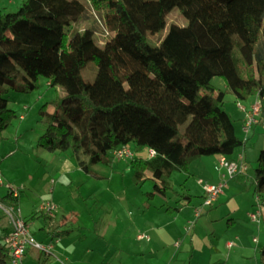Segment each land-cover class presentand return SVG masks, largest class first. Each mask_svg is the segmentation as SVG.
Masks as SVG:
<instances>
[{"label":"trees","instance_id":"1","mask_svg":"<svg viewBox=\"0 0 264 264\" xmlns=\"http://www.w3.org/2000/svg\"><path fill=\"white\" fill-rule=\"evenodd\" d=\"M175 7L186 25L170 24L151 45L148 34L164 31ZM89 9L79 0H22L17 13L1 17L0 132L16 116L6 95L32 92L44 77L64 95L52 112L40 107L46 129L37 147L70 150L84 172L122 145L153 148L156 156L129 160L135 184L151 174L147 202L173 190L175 172L242 145L223 108L225 91L211 80L222 78L236 101L256 96L264 112V0H90ZM86 12L92 25L73 28ZM95 32H105L102 44ZM89 62L100 69L92 83L81 76ZM251 185L263 204L264 149ZM1 219L0 264H7ZM258 253L264 264V245Z\"/></svg>","mask_w":264,"mask_h":264},{"label":"crops","instance_id":"2","mask_svg":"<svg viewBox=\"0 0 264 264\" xmlns=\"http://www.w3.org/2000/svg\"><path fill=\"white\" fill-rule=\"evenodd\" d=\"M46 84L49 86L48 80ZM244 120L245 113L238 120L239 129L234 125L235 134L243 143L228 158L236 161L242 155L248 169L227 178L223 192L211 206L202 207L203 190L197 180L203 179L211 184L221 181L220 172L215 169L219 154L200 157L184 173V189L191 195L189 201L180 197L179 205L160 204L157 207L152 204L155 195L147 202L145 192L141 201L143 208L137 215L126 220L112 218L98 232L92 227L83 229L82 241L62 238L64 235L70 237L74 232L67 226V218L58 211L51 218L41 213L42 221L33 222L31 219L35 214L24 217L31 227H39L38 232L29 228L33 237L42 244L52 245V248L49 253H44L27 247L23 264H262L258 251L264 245V231L259 225L260 219L255 222L250 218L255 208L251 185L254 172L250 167L256 165L259 153L264 149V112L256 116V122L247 132L243 130ZM135 155L148 159L147 147L135 148ZM72 157L67 155L62 159L63 163L71 161ZM189 177H194L200 187L198 199L193 198L195 194L189 186ZM248 188L250 194L244 193ZM4 196L8 197L7 190L0 200ZM21 200L19 192L18 203ZM198 206L201 211L195 217L194 210ZM0 215L5 217L1 212ZM190 220L194 223L188 229L186 226ZM2 226L4 236L10 230L9 221ZM140 234L146 237L139 238ZM83 239H91L89 245L83 246ZM109 241H113L116 247ZM228 241L234 244L228 247Z\"/></svg>","mask_w":264,"mask_h":264},{"label":"rangeland","instance_id":"3","mask_svg":"<svg viewBox=\"0 0 264 264\" xmlns=\"http://www.w3.org/2000/svg\"><path fill=\"white\" fill-rule=\"evenodd\" d=\"M89 9L90 0H79ZM22 0H0L1 17L10 16L20 9ZM89 12L91 13L90 9ZM86 12L84 18H79L74 23L73 28L83 29L92 25V13ZM166 27L164 31L156 34H148V42L156 45L159 38L163 37L170 24L178 26L186 25V19L180 10L175 7L166 16ZM105 32H95V40L102 44L105 40ZM264 39V31L262 35ZM100 69L93 62H89L82 70V78L89 83L95 81ZM47 79L39 77V87L29 93L9 92L8 107L12 109L16 116L11 123L0 132V196L6 193V184L11 183L19 189L22 200L19 203L23 217H30L35 214L33 222L42 221L38 207L44 202H53L58 206V213L67 218V226L73 228V235L62 236L82 241L83 229L98 232L104 224L112 219L118 218L126 220L137 215L142 210L141 201L144 193L152 190L153 181L151 174L146 173L143 181L138 185L132 181V169L126 159L111 160L110 155L102 163L89 166V172L81 170L75 159L66 164L62 159L67 155H72L70 150L48 151L37 147L38 137L44 133L46 123L43 116L39 114V109L44 104L47 110L52 112L58 99L64 95V91L59 86H48ZM211 83L218 89L224 90L223 108L228 112L233 120V124L239 129V118L244 113L238 108L237 101L232 93L226 88L224 81L220 77H213ZM256 97L239 101L247 110ZM23 107H26L24 110ZM23 118H20V115ZM131 150L136 148L133 143L129 144ZM143 155L146 154L143 152ZM73 156V155H72ZM114 159V158H113ZM71 163V165L69 164ZM256 166V165H255ZM250 171L254 172V168ZM170 179L173 190L167 192L166 196L155 195L152 204L179 205L180 194L186 193L184 189L186 176L184 173L175 172ZM189 186L194 199H198L201 185H197L194 177H189ZM174 180V181H173ZM253 192V191H252ZM250 194L249 188L244 192ZM254 197L255 208L260 210V227L264 231V203L257 205ZM123 199H125L123 201ZM199 208V206H198ZM56 211V212H57ZM55 212V213H56ZM165 213V212H164ZM1 216V215H0ZM7 222L6 217H2L1 224ZM93 225V226H92ZM31 227V224H30ZM35 232L39 231L38 226H32ZM119 232V231H118ZM78 235L74 237V235ZM257 236V234H255ZM91 239H83V246L89 245ZM110 245L116 244L109 241ZM99 245V244H97ZM96 249L97 247H93ZM43 253V252H41ZM7 264H11L9 261Z\"/></svg>","mask_w":264,"mask_h":264},{"label":"built area","instance_id":"4","mask_svg":"<svg viewBox=\"0 0 264 264\" xmlns=\"http://www.w3.org/2000/svg\"><path fill=\"white\" fill-rule=\"evenodd\" d=\"M238 108L245 112V120L243 124V130L247 132L251 125L256 122V116L260 113V101L257 99L252 105L250 110H246L245 106L241 102L237 101ZM25 110L26 107H23ZM23 118V115H20ZM156 151L153 148H147L148 159L156 156ZM111 156L114 159H130L133 157V151L129 145H122L111 152ZM215 169L220 172L221 181L217 184H211L203 179H198V183L201 185L203 190V200L202 207L211 206L223 192V187L225 186L226 179L232 178L239 173H244L248 166L243 160V156H239V160H231L224 155H220L217 163L215 164ZM0 185H2V179L0 177ZM6 190L8 192L9 202L5 203L0 200V212L4 215L10 224V230L4 236L3 242L6 246L9 262L11 264H23V258L27 247H33L44 253H49L52 245L42 244L37 241L30 232L29 222L22 216L20 211V206L18 203L19 189L13 186L11 183L6 184ZM258 203L259 198L255 196ZM58 206L53 202L41 203L38 207V211L47 217H53L57 211ZM201 209H195V217L199 216ZM260 210H256L250 213V218L259 222ZM194 220L188 221L186 228H190ZM139 238L146 237L143 234L138 235ZM256 241V238H253ZM234 244L233 241H228L227 246L231 247Z\"/></svg>","mask_w":264,"mask_h":264}]
</instances>
